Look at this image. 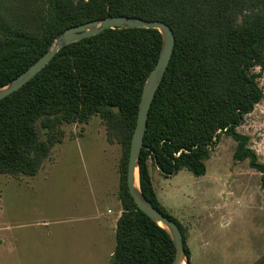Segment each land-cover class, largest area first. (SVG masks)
Segmentation results:
<instances>
[{
  "label": "trees",
  "instance_id": "16d2710c",
  "mask_svg": "<svg viewBox=\"0 0 264 264\" xmlns=\"http://www.w3.org/2000/svg\"><path fill=\"white\" fill-rule=\"evenodd\" d=\"M169 25L176 44L152 103L139 163L140 187L166 218L150 167L169 178L182 169L204 176L222 135L236 144L234 160L264 164L237 129L264 93V0H0V88L45 55L66 30L111 17ZM162 36L154 29H114L63 47L36 77L0 100V175L35 177L65 138L64 124L99 116L107 140L122 148L117 222L111 264H172L170 235L141 212L127 187L128 158L146 80L156 66ZM46 131L42 139L37 124ZM1 199V192H0Z\"/></svg>",
  "mask_w": 264,
  "mask_h": 264
},
{
  "label": "rangeland",
  "instance_id": "374dc122",
  "mask_svg": "<svg viewBox=\"0 0 264 264\" xmlns=\"http://www.w3.org/2000/svg\"><path fill=\"white\" fill-rule=\"evenodd\" d=\"M254 72L264 93V73ZM62 128L63 143L35 177L0 175V264H110L116 239L107 238L102 222L120 202L122 148L108 142L99 116ZM237 132L264 164V97ZM236 147L222 135L204 176L182 169L160 180L192 264H264L261 174L248 160H234Z\"/></svg>",
  "mask_w": 264,
  "mask_h": 264
},
{
  "label": "water",
  "instance_id": "95a60500",
  "mask_svg": "<svg viewBox=\"0 0 264 264\" xmlns=\"http://www.w3.org/2000/svg\"><path fill=\"white\" fill-rule=\"evenodd\" d=\"M109 29H154L158 30L162 36L160 56L156 66L146 80L139 105L137 124L132 137L128 158L127 187L137 208L170 235L176 249L175 259L172 264H188L181 230L175 222L162 215L145 197L139 181V163L141 152L145 149L143 143L149 112L169 67L176 44L175 35L169 25L161 21H147L134 17L119 16L70 28L56 38L51 49L35 64L6 86L0 88V100L19 91L29 83L50 64L63 47L96 36Z\"/></svg>",
  "mask_w": 264,
  "mask_h": 264
},
{
  "label": "crops",
  "instance_id": "0c3cea01",
  "mask_svg": "<svg viewBox=\"0 0 264 264\" xmlns=\"http://www.w3.org/2000/svg\"><path fill=\"white\" fill-rule=\"evenodd\" d=\"M150 174H151L152 184H153V188L157 196V199L161 203V205L167 210L166 208L167 206L165 204V201L167 199L166 191L160 188L162 185L160 180H162L164 177L160 174L157 168H156V173H155V171H153V166L150 167ZM122 213H123V209L119 201L117 204V209H116V213L114 217H112V215H114L113 212H111V210L108 211V215H110L111 217L109 218L107 217L102 222V229H103L104 234L105 235L107 234V238H110L112 240L114 238L116 239L117 222L119 218L121 217ZM112 255H113V252L110 254V257H109L110 264H111Z\"/></svg>",
  "mask_w": 264,
  "mask_h": 264
}]
</instances>
